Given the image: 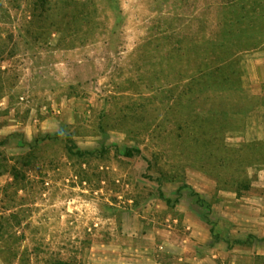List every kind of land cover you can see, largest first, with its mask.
I'll use <instances>...</instances> for the list:
<instances>
[{
    "label": "rangeland",
    "instance_id": "374dc122",
    "mask_svg": "<svg viewBox=\"0 0 264 264\" xmlns=\"http://www.w3.org/2000/svg\"><path fill=\"white\" fill-rule=\"evenodd\" d=\"M67 102L22 264H264V0H0V127Z\"/></svg>",
    "mask_w": 264,
    "mask_h": 264
},
{
    "label": "crops",
    "instance_id": "0c3cea01",
    "mask_svg": "<svg viewBox=\"0 0 264 264\" xmlns=\"http://www.w3.org/2000/svg\"><path fill=\"white\" fill-rule=\"evenodd\" d=\"M58 108L53 107L51 112L44 111V108L32 111L28 117L20 120L13 118L9 120L11 124L0 127V162L6 165L0 171V200H8L5 207L3 203L0 205V228L9 223L8 225L21 229H33L46 223L40 218V177L33 171L40 162V157L34 151L41 138L52 137L75 123L70 117L72 103H64ZM43 195V198L47 197ZM21 197L24 199H20ZM47 204L50 209L51 195ZM28 235L19 239L0 234V262L10 258L16 260L17 264H22L26 259H32L35 247L40 243ZM50 240L51 237L48 236L42 242L50 245ZM10 245L18 247L11 249Z\"/></svg>",
    "mask_w": 264,
    "mask_h": 264
},
{
    "label": "trees",
    "instance_id": "16d2710c",
    "mask_svg": "<svg viewBox=\"0 0 264 264\" xmlns=\"http://www.w3.org/2000/svg\"><path fill=\"white\" fill-rule=\"evenodd\" d=\"M58 136H60V133L58 134H55L53 137H48L49 139H56ZM68 142H70V139H68ZM68 152L70 154H74L75 156H78V157H82V156H85L86 154H89L88 152H82L80 150H78L76 147H74L73 145H71L69 148H68ZM128 157H131V154L128 153L127 155ZM195 197L197 198V201L199 202V198H198V195L195 194ZM167 203H169V200H167Z\"/></svg>",
    "mask_w": 264,
    "mask_h": 264
},
{
    "label": "built area",
    "instance_id": "2783aa9c",
    "mask_svg": "<svg viewBox=\"0 0 264 264\" xmlns=\"http://www.w3.org/2000/svg\"><path fill=\"white\" fill-rule=\"evenodd\" d=\"M21 101H24V99H23V98H21ZM45 110H47V109H46V108H44V111H45Z\"/></svg>",
    "mask_w": 264,
    "mask_h": 264
}]
</instances>
